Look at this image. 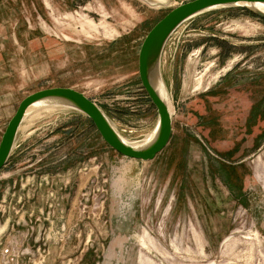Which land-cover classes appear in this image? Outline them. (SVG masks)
Wrapping results in <instances>:
<instances>
[{
    "label": "rangeland",
    "instance_id": "374dc122",
    "mask_svg": "<svg viewBox=\"0 0 264 264\" xmlns=\"http://www.w3.org/2000/svg\"><path fill=\"white\" fill-rule=\"evenodd\" d=\"M191 1L0 0V143L22 101L54 88L147 140L159 117L140 49ZM162 75L173 134L153 162L71 109L20 130L0 173V264H264V20L232 8L188 21Z\"/></svg>",
    "mask_w": 264,
    "mask_h": 264
},
{
    "label": "water",
    "instance_id": "95a60500",
    "mask_svg": "<svg viewBox=\"0 0 264 264\" xmlns=\"http://www.w3.org/2000/svg\"><path fill=\"white\" fill-rule=\"evenodd\" d=\"M140 1L151 6L161 3L159 0ZM255 5L264 8V0H193L174 8L150 30L139 53V76L159 120L148 142L144 141L139 146L126 142L105 112L83 93L72 88L47 89L23 100L9 122L0 143V173L12 157L18 134L27 117L45 107H62L83 114L92 121L103 141L121 156L145 163L153 162L168 147L173 134V111L156 88L158 79L165 84L162 59L168 42L188 21L217 10L240 8L264 20V12L254 9ZM38 104L41 105L35 107Z\"/></svg>",
    "mask_w": 264,
    "mask_h": 264
},
{
    "label": "bare ground",
    "instance_id": "6f19581e",
    "mask_svg": "<svg viewBox=\"0 0 264 264\" xmlns=\"http://www.w3.org/2000/svg\"><path fill=\"white\" fill-rule=\"evenodd\" d=\"M139 1V0H138ZM161 1V0H159ZM165 1V0H163ZM147 5V4H146ZM164 6V5H163ZM254 9H258L260 11H263L264 12V8L263 6H253ZM164 79V78H163ZM156 88L158 90V92L161 94L162 98L164 99V101H166L168 103V106L170 108V110L172 109V99L170 97V94L167 92V89H166V86L164 83H161L160 80L158 79L157 80V83H156ZM41 105V104H40ZM39 104L35 107H39L40 106ZM174 109V108H173ZM65 110V108H62V107H45V108H41V109H38L34 112V114H32V116L23 124V126L21 127L20 130L24 129V127H26L27 124H29L30 122H34V121H38V120H41L43 119L44 117L46 116H51L52 113L54 112H57V111H63ZM58 114V113H57ZM22 132V131H21ZM126 142H128L122 135H120ZM154 137V136H153ZM148 142V140H145ZM144 142V141H143ZM141 142V143H143ZM129 143V142H128ZM141 143H137L135 144V146H139L138 144H141ZM134 144V142H133Z\"/></svg>",
    "mask_w": 264,
    "mask_h": 264
},
{
    "label": "trees",
    "instance_id": "16d2710c",
    "mask_svg": "<svg viewBox=\"0 0 264 264\" xmlns=\"http://www.w3.org/2000/svg\"><path fill=\"white\" fill-rule=\"evenodd\" d=\"M91 123H92V121L91 120H89ZM93 124V123H92Z\"/></svg>",
    "mask_w": 264,
    "mask_h": 264
}]
</instances>
